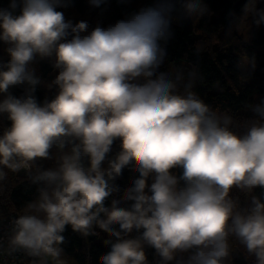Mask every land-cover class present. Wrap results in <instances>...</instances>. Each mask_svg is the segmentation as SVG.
I'll return each instance as SVG.
<instances>
[{
  "label": "clouds",
  "instance_id": "clouds-1",
  "mask_svg": "<svg viewBox=\"0 0 264 264\" xmlns=\"http://www.w3.org/2000/svg\"><path fill=\"white\" fill-rule=\"evenodd\" d=\"M87 2L103 10L107 0ZM262 5L244 0L225 33L264 27ZM72 6L0 7V187L24 172L36 193L7 221L6 254L68 264L70 228L85 239L106 234L98 264H234L237 246L264 264V98L237 122L198 93V63L164 68L173 25L210 15L208 5L152 0L107 25L69 18ZM237 67L248 79L255 56Z\"/></svg>",
  "mask_w": 264,
  "mask_h": 264
},
{
  "label": "trees",
  "instance_id": "trees-1",
  "mask_svg": "<svg viewBox=\"0 0 264 264\" xmlns=\"http://www.w3.org/2000/svg\"><path fill=\"white\" fill-rule=\"evenodd\" d=\"M151 2L152 0H127L126 3H121L120 0H107L103 10H100L91 9L87 0H73V6L65 12L66 16L75 20H88L93 25L99 21L107 25L123 18L125 13ZM8 3L9 0H0V7H7ZM204 3L208 5L210 15L201 18L197 26L187 20L173 25L175 35L168 44V57L164 68L167 70L166 65L171 68L179 65L190 67L193 63H198L203 77L197 85L201 97L218 112L233 115L237 122H243L252 116V113L245 111L244 106L264 98V27H253L247 40L234 33V43L212 45L217 35L226 32L228 13H239L244 0H204ZM197 47L202 50L199 57L195 55ZM0 50L3 51L2 46ZM244 54L256 58L255 71L246 80H243V73L237 67ZM3 59H7L5 53ZM38 70L45 78H51V69L47 64L39 65ZM14 91L19 94L18 89ZM44 95V90L38 92L41 99ZM7 123L5 119L0 118V130ZM43 164L47 167L51 162L45 161ZM130 175L125 170L118 183L122 187L125 186ZM255 194L261 195V190L257 188ZM35 195V186L29 185L25 173L9 172L7 181L0 187V215L21 214L27 202L34 199ZM233 195H238L242 203L245 201L244 194L237 190H234ZM65 236L64 259L68 264H98L99 256L107 250L102 243V240L107 238L104 233L85 239L69 228ZM237 251L234 264H251L250 259H245L238 246ZM147 254L152 261L153 250L148 249Z\"/></svg>",
  "mask_w": 264,
  "mask_h": 264
},
{
  "label": "built area",
  "instance_id": "built-area-1",
  "mask_svg": "<svg viewBox=\"0 0 264 264\" xmlns=\"http://www.w3.org/2000/svg\"><path fill=\"white\" fill-rule=\"evenodd\" d=\"M19 213H9L6 215H0V242L3 243V249H0V264H29L30 258L26 257L22 253L9 256L6 254L7 247V221L13 216H17Z\"/></svg>",
  "mask_w": 264,
  "mask_h": 264
},
{
  "label": "rangeland",
  "instance_id": "rangeland-1",
  "mask_svg": "<svg viewBox=\"0 0 264 264\" xmlns=\"http://www.w3.org/2000/svg\"><path fill=\"white\" fill-rule=\"evenodd\" d=\"M201 20V19H200ZM200 20L199 21H192V20H187V21H189V22H191L192 24H194V26H197L198 24H199V22H200ZM234 33H236L237 35H242L246 40L248 39V37H247V29H246V27L243 25V23H241V25H240V27H238L234 32H233V34L232 35H227L226 33H224V34H221L220 36L219 35H217L216 36V39H215V41H214V43L212 44V45H215V44H217V43H219V44H225L226 42H231V43H234L236 40L234 39L235 38V34ZM232 39H234V40H232ZM3 56H4V52L3 51H1L0 50V57H2L3 58ZM166 67H167V70H169V69H171V67L170 66H167L166 65ZM39 71V70H38ZM21 173H24V172H21Z\"/></svg>",
  "mask_w": 264,
  "mask_h": 264
}]
</instances>
